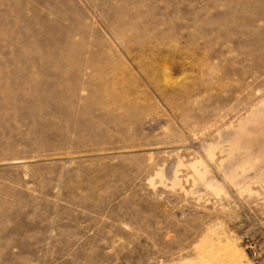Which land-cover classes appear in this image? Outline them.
I'll return each instance as SVG.
<instances>
[{
	"label": "rangeland",
	"instance_id": "1",
	"mask_svg": "<svg viewBox=\"0 0 264 264\" xmlns=\"http://www.w3.org/2000/svg\"><path fill=\"white\" fill-rule=\"evenodd\" d=\"M0 264H264V0H0Z\"/></svg>",
	"mask_w": 264,
	"mask_h": 264
}]
</instances>
